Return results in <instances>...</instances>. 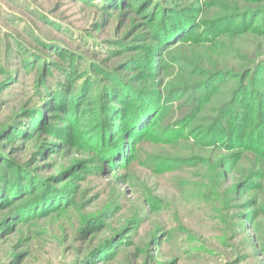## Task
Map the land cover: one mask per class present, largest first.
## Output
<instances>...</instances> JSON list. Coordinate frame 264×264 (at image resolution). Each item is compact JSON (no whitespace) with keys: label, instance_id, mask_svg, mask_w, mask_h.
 Instances as JSON below:
<instances>
[{"label":"rangeland","instance_id":"obj_1","mask_svg":"<svg viewBox=\"0 0 264 264\" xmlns=\"http://www.w3.org/2000/svg\"><path fill=\"white\" fill-rule=\"evenodd\" d=\"M162 9L189 14L193 26L155 49ZM263 11L264 0H0L5 173L67 190L48 212L13 218L22 200L0 208V264H264V154L203 137L249 110L240 87L250 127L264 118V83L250 72L264 60L254 19ZM114 80L159 91L168 110L112 162L99 160L94 138L106 105L122 107L104 94ZM62 87L64 111L48 95ZM33 109L41 117L29 125ZM175 125L182 131L169 134Z\"/></svg>","mask_w":264,"mask_h":264},{"label":"trees","instance_id":"obj_2","mask_svg":"<svg viewBox=\"0 0 264 264\" xmlns=\"http://www.w3.org/2000/svg\"><path fill=\"white\" fill-rule=\"evenodd\" d=\"M184 13L172 9L166 11L162 9L160 15L162 20L156 27L154 34V39L158 45L154 46L156 47L155 49L163 47L167 43L173 45L174 43L170 42L181 35H183L182 39H187L186 36L189 34H186V32L193 26V18L189 14L186 15ZM248 14L249 18L254 16L253 13L249 12ZM237 17L238 16L236 15L225 17L221 21L216 22L215 33L229 28ZM258 17L260 22L258 23L257 28L259 27L264 30V11L261 16L255 14L254 19ZM251 19L252 18H244L242 21H250ZM250 29L253 30L254 28L250 26ZM169 45L167 44L166 46ZM155 53H157V50ZM146 62V67H149V69L152 68L153 64L150 63L151 61L149 58ZM136 63L139 64L142 62H139L138 60ZM250 72L256 83H264V60L258 62L254 68L250 69ZM126 83L130 86L128 82ZM213 83V80L207 82V84L203 86L202 92L206 94L208 91H211L214 87L212 85ZM124 84L119 80H114V87L110 89L104 88V94L107 95V97L114 98V100L119 102L122 107L121 109L120 107L119 109H116L114 106L110 107L109 105H106V109H103L106 113L104 114V111L102 112L100 123L98 124V132L94 138V145H96V149L99 151V160L102 159L103 161L113 162L122 157L124 148L126 149L128 144L127 140L133 142L139 137L151 136L154 133L153 131L156 128V125L160 124L164 112L168 110V107L166 108L162 103L163 100L161 99L159 91H150L147 88L140 89L133 86H130L131 88H129ZM239 89L240 90H237L236 92V97H239L240 101H244L242 102L243 105H247L249 110L242 115L235 113L231 115L230 112L227 111L228 108L223 111L219 120L225 119L224 117L230 114V117L226 118V121L232 122L233 129L230 126L231 129H225V131H222L219 124H217L218 128H212L211 130L206 131L203 135L204 139L208 141L205 142V144L217 145L230 150L237 149L239 150V154L245 151V153H250L259 157L261 154H264V118H260L258 123L253 126L254 128L250 127L249 114L254 112V108L252 104L249 103L250 98L247 97L246 91H244L243 88L241 89V87ZM65 91L66 87H62L53 91V93L48 94L53 96L49 103L62 111H64L66 103L64 97ZM79 94H81V90L79 91ZM166 101H168V99H166ZM73 103V106H76L78 102L75 100ZM258 104L262 110L258 108V110H260H257V114L262 116L264 115V103L259 102ZM26 114L29 117V125L37 124L41 117V112L37 109H33ZM180 127L175 125V128H172L169 134L173 135L174 133L181 132L182 127L179 129ZM9 129H11V127L5 129L2 133H6ZM9 135L11 134H6L5 138H9ZM5 161V158H1L0 156V208L11 204L13 201L22 200L23 203H20L21 205L17 207L16 214L13 218L28 216L30 215L29 212L32 213L34 208L40 209L41 213L48 212L54 208H59L60 204L59 206H57V204L64 200L63 195H65L64 193L67 190H57L47 183H44V186L43 183H40V185L33 177L24 174L16 175V173H14V176H9L5 172L7 171L10 173L11 166L10 168L5 167ZM36 191H38L39 194L34 196ZM31 195L34 196L33 199H30Z\"/></svg>","mask_w":264,"mask_h":264}]
</instances>
